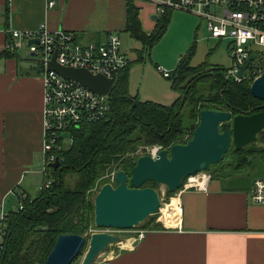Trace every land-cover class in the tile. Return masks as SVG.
<instances>
[{
	"label": "crops",
	"instance_id": "crops-1",
	"mask_svg": "<svg viewBox=\"0 0 264 264\" xmlns=\"http://www.w3.org/2000/svg\"><path fill=\"white\" fill-rule=\"evenodd\" d=\"M47 2L53 5L47 7ZM145 2L133 0L141 31L148 35L156 20ZM39 23L50 32H70L82 44L100 42L108 34L120 38L126 34L125 0H0V207L4 212L10 195H28L26 177L40 174L42 144V65L29 56L24 44L19 49L23 55L17 50L1 56L9 41L5 31H32ZM136 60L137 56L128 60L127 83L128 72L144 63ZM131 62L136 63L134 69ZM168 64L158 65L168 71L175 67L167 68ZM144 78L141 74L135 94L128 88L127 94L138 97L141 92L140 101L169 106L162 102L165 97L160 100L144 92ZM222 187V181L210 178L204 190L180 191L176 199L181 212L174 228L148 227L142 239L133 242L129 237L115 243L117 250H108L93 264H264V205L250 203L246 191Z\"/></svg>",
	"mask_w": 264,
	"mask_h": 264
},
{
	"label": "trees",
	"instance_id": "trees-1",
	"mask_svg": "<svg viewBox=\"0 0 264 264\" xmlns=\"http://www.w3.org/2000/svg\"><path fill=\"white\" fill-rule=\"evenodd\" d=\"M138 10L133 0H125L124 32L150 48L163 36L170 11H165L145 35L141 31ZM8 53L4 50L1 56ZM192 54L191 47L177 60L171 76L166 77L170 90L176 94L169 106L129 96L128 66L121 71L108 92L110 110L105 118L72 132L71 145L56 154L59 163L47 176L48 186L41 187L34 197L25 194L20 209L6 212L0 240V264H44L58 235H84L93 227V195L108 182L105 176L119 167L128 176L140 156L136 154L139 147L156 145L168 149L186 143L198 123L199 111H228L237 115L261 110L264 101L250 95L249 81L224 79L225 69L210 65L206 59L191 66ZM136 61H142L139 53ZM183 95L184 102L178 110ZM219 130L223 131V126ZM258 141L264 146V132L259 134ZM255 157L264 162V149L246 145L235 150L230 146L222 160L210 165L207 171L210 178L224 182L244 175ZM67 174L76 175L71 189L63 186V176ZM141 187L154 188L156 185L146 181ZM175 193L166 191L165 196L169 198ZM148 227H160L154 223V215L136 228Z\"/></svg>",
	"mask_w": 264,
	"mask_h": 264
},
{
	"label": "built area",
	"instance_id": "built-area-1",
	"mask_svg": "<svg viewBox=\"0 0 264 264\" xmlns=\"http://www.w3.org/2000/svg\"><path fill=\"white\" fill-rule=\"evenodd\" d=\"M154 7L157 19L165 11H179L191 14L204 22L208 38L216 41L226 39L229 41L228 57L230 67L224 70V79L236 82L252 81L264 71V0H145ZM53 2H47L51 7ZM9 41L4 50L15 52L21 49V44L29 56L43 62L40 71L42 80V144L40 175L44 177L38 188L47 187L48 175L52 173L51 164L58 161L56 154L72 143V132L94 124L105 118L109 112L108 93L99 96L80 85L65 80L54 71L45 69L46 62L54 58L61 67L82 69L90 75H98L104 79H112L113 83L121 71L127 68L129 61L125 53L120 50L119 37L108 34L100 42L82 44L75 40L72 33L64 30L50 32L44 23L36 25L34 30L19 32L6 30ZM36 41V42H35ZM255 58L249 63L245 75L237 79L235 74L250 55ZM252 63V64H251ZM156 72L162 77L168 73L156 67ZM112 83V85H113ZM112 87V86H111ZM161 147L152 145L141 147L139 155H147L154 159ZM136 153V154H137ZM116 169L110 171L105 177L112 185ZM210 179L207 172H198L186 177L174 196L161 203L154 214V223L164 229L174 228L180 216L181 207L177 202V195L185 190H204L206 182ZM250 203L264 205V176L251 181L250 190L246 191ZM171 198L175 199L174 213L176 223L172 226L164 224V213H168ZM25 199V193L16 194L18 209ZM6 212L0 207V240L4 233ZM148 228H135L130 230L132 240L136 242L144 236ZM95 232L108 233L109 229H89L84 237ZM87 235V236H85Z\"/></svg>",
	"mask_w": 264,
	"mask_h": 264
},
{
	"label": "water",
	"instance_id": "water-1",
	"mask_svg": "<svg viewBox=\"0 0 264 264\" xmlns=\"http://www.w3.org/2000/svg\"><path fill=\"white\" fill-rule=\"evenodd\" d=\"M152 18L157 20L155 15ZM254 58L253 54L245 59L235 74L237 79L245 75ZM38 62L43 64L41 60ZM44 64L46 70L56 72L65 80L79 83L99 96H106L113 83L112 79L93 76L82 69L61 67L54 58ZM249 93L253 98L264 101V71L251 81ZM183 102L184 95L180 99L178 110ZM260 108L255 113H238L234 116L228 111L201 110L198 113V123L186 143L161 149L154 159L147 155L138 156L128 176L121 167L117 168L113 177L114 185L103 184L93 197V226L103 230L136 228L154 215L160 205L158 193L151 187H141L142 183L150 181L164 187L168 193H174L186 177L206 172L210 165L220 162L230 144L235 150L246 145L264 149L258 141L259 134L264 132V105ZM221 126L223 131L219 130ZM50 167L56 169L58 161L55 160ZM248 167L251 170L249 175L225 180L223 190L248 191L252 180L264 176V163L259 158H252ZM118 241L116 236L104 232L92 233L88 238L76 234H60L44 264H71L84 249L79 264H93L100 253Z\"/></svg>",
	"mask_w": 264,
	"mask_h": 264
},
{
	"label": "rangeland",
	"instance_id": "rangeland-1",
	"mask_svg": "<svg viewBox=\"0 0 264 264\" xmlns=\"http://www.w3.org/2000/svg\"><path fill=\"white\" fill-rule=\"evenodd\" d=\"M145 3L151 5L148 2ZM151 7L154 11V7L152 5ZM119 42H120V46H119L120 50L123 53H125L128 60L134 61L139 53V55L141 56V60L144 62L142 66L140 67L137 66L138 68L134 67L136 65L135 62H131L132 65L131 68L132 69L135 68V69L128 72V83H127L128 92L130 94H135V90L137 84L139 83L141 74H145L143 87H142L144 89V92L148 93L151 97L158 98L160 100H162V98L165 97L166 101L162 100V102H164L166 105L172 103L173 101V99H171L172 94L175 93H173L170 90L169 82H167V80H164L163 78H161L159 75L156 74L155 72L156 70H154L153 64H156L158 68L168 73L170 77L172 74V70L174 69V67L172 66H175L177 60L180 57H183L185 53L192 47L193 54L190 59L191 66H196L201 62H203L204 59H206L210 65L218 66L223 69H228L230 67V60L228 57L229 41L226 39L223 40L221 39L219 41H216L214 39L208 38V33L204 27V22L201 19L188 13H183L179 11L170 12L169 22L166 26V30L163 36L156 44H154L150 48H146L142 46L140 43L129 38L127 34H122V33L120 34ZM17 54L21 55L22 51L18 50ZM33 59L38 60L37 57ZM30 62L34 66L37 65L36 61L32 60ZM162 62L169 63L168 64L169 66L167 68L172 67V69L168 71L166 68L159 66L162 65ZM250 66L251 65H249V67ZM250 83L251 82L249 81V84ZM137 98L139 100H144L141 92L140 94H138ZM140 148L141 147L137 149L136 153ZM138 153L137 155H139ZM206 172L209 175V172L208 171ZM105 179L107 178L105 177ZM25 180L29 184L26 187L28 195L30 197H34L38 192V184L39 183L40 185L42 184L44 177H42L40 174L28 175ZM75 181H76L75 174H67L63 176V186L65 188L68 189L73 188ZM112 185H114V183ZM153 189L158 193V198L159 201H161V203L167 201L168 197L165 196L166 190L164 187L156 185V187H154ZM5 205L7 208L5 210L6 212L15 211L18 208L17 200L13 195H10L6 199ZM92 229L98 231L103 230V229H96L94 226L92 227ZM109 231L111 235H114L119 239L117 243L122 242L123 239L129 237L132 238L133 236L130 230L109 229ZM86 238H88V236ZM117 249L118 248L115 246V243H112L108 246L107 250L104 251V253L103 252L100 253L97 257H101L102 255H105L108 250L114 251ZM84 251L85 249L81 252L82 255ZM82 255L77 259L76 263L73 264H79Z\"/></svg>",
	"mask_w": 264,
	"mask_h": 264
},
{
	"label": "bare ground",
	"instance_id": "bare-ground-1",
	"mask_svg": "<svg viewBox=\"0 0 264 264\" xmlns=\"http://www.w3.org/2000/svg\"><path fill=\"white\" fill-rule=\"evenodd\" d=\"M175 199L171 198L170 205L168 206V213H164L162 221L167 226H172L176 223V214L174 213Z\"/></svg>",
	"mask_w": 264,
	"mask_h": 264
},
{
	"label": "flooded vegetation",
	"instance_id": "flooded-vegetation-1",
	"mask_svg": "<svg viewBox=\"0 0 264 264\" xmlns=\"http://www.w3.org/2000/svg\"><path fill=\"white\" fill-rule=\"evenodd\" d=\"M231 113V112H230ZM231 116H234L233 114H231ZM230 146H231V144L229 145V147H228V149L230 148ZM262 161V160H261ZM263 162V161H262ZM264 163V162H263ZM245 174L244 175H249L250 173H251V170L249 169V167H247L246 169H245Z\"/></svg>",
	"mask_w": 264,
	"mask_h": 264
}]
</instances>
